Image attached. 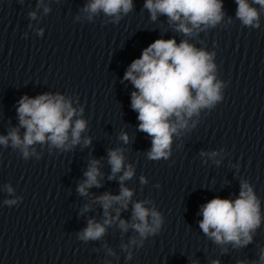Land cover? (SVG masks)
I'll return each instance as SVG.
<instances>
[{"label": "water", "instance_id": "obj_1", "mask_svg": "<svg viewBox=\"0 0 264 264\" xmlns=\"http://www.w3.org/2000/svg\"><path fill=\"white\" fill-rule=\"evenodd\" d=\"M88 2L0 0V135L19 127L16 109L25 95H63L77 110L83 108L74 119L87 121L81 143L68 151L37 143L39 159L24 160L10 144L0 145V264H254L264 249V10L253 5L260 11V27H244L235 16V0H223L221 23L188 37L176 32L166 16L153 21L145 0H133L132 11L118 23L103 13L86 19L82 9ZM45 6L51 9L47 14ZM161 38H175L178 44L187 39L215 52L216 78L226 87L221 103L202 110L173 135L168 159L152 161L146 155L152 138L138 130L131 108L136 89L124 73ZM24 131L20 128L21 137ZM122 132L129 143L119 139ZM84 137L91 139L88 146ZM116 148L124 150L125 165L135 169L124 182L134 194L120 218L131 222L133 203L143 200H151L146 207L155 206L164 216L161 231L142 247L129 244L139 236L131 228L121 232L118 222L102 240L77 239L89 219H104L95 197L119 194L122 173L109 179L108 164V151ZM214 151L219 153L214 159L201 155ZM92 159L100 161L101 187L81 196L77 187ZM241 180L260 199L261 226L246 247L217 245L199 228L198 213L215 197L236 199ZM16 198L15 205L4 203ZM85 205L91 207L82 212ZM122 244H129L127 251ZM107 248L115 255H107Z\"/></svg>", "mask_w": 264, "mask_h": 264}, {"label": "clouds", "instance_id": "obj_2", "mask_svg": "<svg viewBox=\"0 0 264 264\" xmlns=\"http://www.w3.org/2000/svg\"><path fill=\"white\" fill-rule=\"evenodd\" d=\"M235 3V16L241 24L259 28L260 11L253 5H259L264 10V0H235ZM40 4H43V0H40ZM133 7V0H89L82 11L89 21L103 13L111 18V22L118 23L122 15H127ZM144 8L149 11L153 21L160 15L166 16L176 32L188 37L215 28L225 16L223 0H145ZM43 11L47 14L51 9L45 6ZM29 16L34 20L37 13L30 12ZM42 31L38 30L37 34L41 35ZM215 55V52L197 48L187 39L178 44L175 38H161L146 47L140 57L129 65L124 79L136 89L131 93V108L137 113L138 130L152 138L151 149L146 153L149 160H167L171 154L173 135L187 129L193 116L199 117L205 109L211 111L224 100L223 89L226 85L216 78ZM16 112L19 127L12 128L6 136L0 135V145L8 147L10 144L12 149L19 150L24 160L32 156L39 159L33 147L37 143L68 151L81 143L82 133L87 129L86 120L74 119L83 114V108L77 110L70 99L60 94L44 93L34 98L25 95L18 101ZM20 128L25 129L22 137ZM119 139L125 144L129 143L127 133L122 132ZM90 143L89 137L83 138L84 146ZM201 155L214 159L219 153L214 151ZM99 164L100 161L96 159L89 161L84 172L85 179L77 187L81 196H87L88 189L92 187H101ZM108 164L111 167L109 179L122 173L119 175V194L105 192L95 197L94 203L102 207L104 219L102 222L89 219L87 226L77 233V239L85 243L102 240L107 228L118 222L121 232L127 233L131 228L138 234L139 240L133 237L129 244L142 247L144 240L161 231L164 216L155 206L146 207L153 203L151 200H143L133 203L131 222L121 219V211L128 209L134 194L124 182L134 176L135 169L131 164L125 165L122 148L108 151ZM140 181L147 183L144 176L140 177ZM13 191L8 185L7 192L12 194ZM19 199H8L4 203L12 206ZM90 207L85 205L82 212ZM112 211L115 215H112ZM198 214L202 216L199 228L209 239L217 245H231L233 248H243L252 243L254 233L262 223L260 199L247 180H241L236 199L215 197L202 205ZM129 244H122V250L127 251ZM106 252L107 255H115L110 248ZM128 258L131 259L130 252ZM192 264L198 262L193 261ZM212 264H219V261L214 260ZM254 264H264V249H261Z\"/></svg>", "mask_w": 264, "mask_h": 264}]
</instances>
